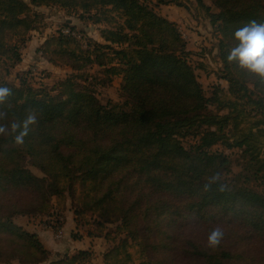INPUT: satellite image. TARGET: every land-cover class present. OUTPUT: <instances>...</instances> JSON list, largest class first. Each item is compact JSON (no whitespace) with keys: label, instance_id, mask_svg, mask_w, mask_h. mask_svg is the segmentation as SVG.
I'll list each match as a JSON object with an SVG mask.
<instances>
[{"label":"trees","instance_id":"16d2710c","mask_svg":"<svg viewBox=\"0 0 264 264\" xmlns=\"http://www.w3.org/2000/svg\"><path fill=\"white\" fill-rule=\"evenodd\" d=\"M147 1L0 0V85L13 92L0 104V264H90L89 250L52 258L14 221L55 225L67 207L89 238L111 244L102 264H175L174 252L198 264H264V80L227 61L235 30L264 22V0H196L217 35L220 96L219 85L205 94L177 24ZM53 9L104 26L103 42L67 20L36 52L52 65L97 66L102 86L121 78L120 102H101L80 74L41 87L28 72L8 81ZM29 111L38 122L17 146L10 125ZM217 226L224 238L211 249Z\"/></svg>","mask_w":264,"mask_h":264},{"label":"rangeland","instance_id":"374dc122","mask_svg":"<svg viewBox=\"0 0 264 264\" xmlns=\"http://www.w3.org/2000/svg\"><path fill=\"white\" fill-rule=\"evenodd\" d=\"M25 1L28 2V0ZM147 2L150 3V5L158 14L165 18L170 17L173 19V22H177L176 24L181 27L182 35L184 38H186L185 40L188 45L187 48L190 52L189 58L193 66L196 67L195 73L198 81L201 83L204 89L205 94L209 95L216 85L221 86V90L227 88V84L223 80L217 78V73L220 68V63L217 60L215 49L217 45V35L210 26L209 20L206 18L203 9L197 5L196 0H163V3L158 2V0H148ZM205 3L208 4L209 2L205 0ZM44 17L45 20L43 23L41 22L38 25V29L36 31H32L30 33L29 40L22 48L21 64H23L21 67L25 68L22 73L28 72L26 73V78L28 81L31 82L34 87L51 86L58 80H61L65 77L80 74L87 77L89 82L95 83L97 81L95 77L100 76L97 66L81 67L76 65L74 67H69L63 64L51 65L44 59H38L36 62L35 58L39 57V53L36 52V50L45 40V37L55 31L57 24L60 22L68 20L71 25H76L82 28L88 37L101 43L103 40L100 37V31L104 28V26L95 25L91 22L81 23L77 17L65 16L64 12L57 9L47 11ZM178 19L181 21H178ZM198 64H202L204 69L202 68V70L201 68H198ZM32 70L35 72H32ZM19 74L20 72L12 70L8 76V81L17 85V77ZM119 80L120 78L114 77L111 82L105 84L104 86L97 84L96 82L94 85L95 93L101 102L105 103L107 100L120 102L121 97L119 91ZM220 94L224 95V90L218 93L219 96ZM209 110H213V106L208 107V111ZM192 141L193 140L190 138L189 142ZM215 149L223 152L232 160L239 156V152H237L236 149L228 150L222 147H216ZM31 170L35 173V175L42 176V174L35 169L31 168ZM231 170L233 174H238L240 172V167L235 165V162H233ZM252 186L255 189H259V186H256L254 183H252ZM67 208L68 213L66 214V218H62L64 223L60 217L59 218L61 220L57 218L58 223L62 222L64 227L66 225V231L68 232V237L66 240H63L62 245H67V243L72 241L76 250L92 251V260H100L101 252L108 249L111 244L106 243L103 239L89 238L86 233V227H81V224L77 226L76 222L74 224V213L72 211L74 208ZM89 220L92 222L91 219ZM28 221H30V219H28ZM37 221L34 222L32 228H37ZM54 222L56 225L60 226L56 221ZM24 226L27 227L26 224H24ZM63 229L65 230V228ZM69 229L73 238L70 237ZM173 258L175 264H198L194 261H191V259H189L186 255L180 254L178 252L173 253Z\"/></svg>","mask_w":264,"mask_h":264},{"label":"clouds","instance_id":"9594fccd","mask_svg":"<svg viewBox=\"0 0 264 264\" xmlns=\"http://www.w3.org/2000/svg\"><path fill=\"white\" fill-rule=\"evenodd\" d=\"M239 42L227 54V61L238 62V65L264 80V22L253 19L247 24L237 28L233 33ZM13 95L12 89L6 85H0V104H3ZM6 113L0 112V120L5 119ZM37 113L29 111L26 118L21 122H13L10 125L13 133V142L20 146L25 143V137L30 131V125L36 124ZM8 134V126L0 124V135ZM213 179H216L214 177ZM207 187V185H206ZM224 238V231L217 226L211 229L207 236V246L217 248Z\"/></svg>","mask_w":264,"mask_h":264},{"label":"crops","instance_id":"0c3cea01","mask_svg":"<svg viewBox=\"0 0 264 264\" xmlns=\"http://www.w3.org/2000/svg\"><path fill=\"white\" fill-rule=\"evenodd\" d=\"M206 4V3H205ZM209 4V3H208ZM207 4V5H208ZM46 9H41V12L42 13H45ZM168 20L172 21L173 22V19H171L170 17L167 18ZM180 19H178L179 21ZM181 21V20H180ZM177 23V22H176ZM180 27V26H179ZM46 38V37H45ZM188 46V45H187ZM39 57L35 58L36 62L38 61V59L40 60H43V58L40 56V54H38ZM42 63V61H41ZM23 64V63H22ZM21 63L14 69V71H18L20 72V74L25 70V68L21 67L22 65ZM50 64V63H49ZM52 65V64H51ZM119 78V77H118ZM121 82V78L119 80ZM15 223L20 225V226H23L24 228H26L27 230L29 231H34L37 233V236L40 240V242L43 244L44 248L47 249L50 254H51V257L52 258H55L59 255H63L65 254L66 252L67 253H74L75 251H77L75 248H74V243L72 241H70V243H67V245H62V242H58L56 240H54L53 236H52V233L50 230H47V231H42V232H39L38 230H35L36 228H32V226L34 225V222L32 220L28 221V218L26 217H19V218H16L15 220ZM24 224L27 225V227L24 226ZM72 228H73V225H72ZM71 228V229H72ZM67 230L66 228V225H65V231ZM70 231V229H69ZM71 239V238H70ZM92 241V240H91ZM88 248V247H86ZM85 249V248H84ZM102 253V252H101ZM101 256V254H100ZM93 263H96V264H102V259L100 258V260H92V262L90 264H93ZM11 264H18V262L16 261H13Z\"/></svg>","mask_w":264,"mask_h":264},{"label":"built area","instance_id":"2783aa9c","mask_svg":"<svg viewBox=\"0 0 264 264\" xmlns=\"http://www.w3.org/2000/svg\"><path fill=\"white\" fill-rule=\"evenodd\" d=\"M177 28H178V30H179V32H180V34H181L183 40L186 41V40H185L186 38H184L183 35H182L181 27H179V26L177 25ZM32 72H35V71L32 70ZM39 221H40V222H39ZM39 221H37L38 226H37V228H36L35 230H38L39 232L50 230L51 233H52V236H53L54 240H56V241H58V242L63 241L64 238L68 235V232L65 231V230L63 229V227L61 226V223H58L57 220H55V221H56L61 227L58 226V225H56V224H55V225H52V224L46 223L45 220H39Z\"/></svg>","mask_w":264,"mask_h":264}]
</instances>
